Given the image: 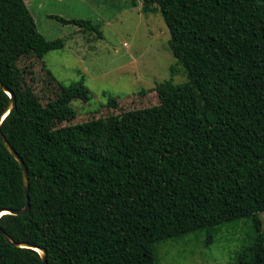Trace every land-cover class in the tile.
<instances>
[{"label":"trees","instance_id":"trees-1","mask_svg":"<svg viewBox=\"0 0 264 264\" xmlns=\"http://www.w3.org/2000/svg\"><path fill=\"white\" fill-rule=\"evenodd\" d=\"M142 1L187 80L156 84L155 106L56 127L88 91L73 81L42 103L18 61L64 41L37 31L24 0H0V82L16 101L0 130L26 166L30 206L0 227L47 264H159L160 244L203 232L208 246L221 225L249 219L231 264H264V0ZM50 18L101 38L90 21ZM9 101L0 88V114ZM25 202L20 165L0 142V211ZM0 264L44 263L0 235Z\"/></svg>","mask_w":264,"mask_h":264},{"label":"rangeland","instance_id":"rangeland-1","mask_svg":"<svg viewBox=\"0 0 264 264\" xmlns=\"http://www.w3.org/2000/svg\"><path fill=\"white\" fill-rule=\"evenodd\" d=\"M37 31L48 41L61 39V50L43 58L19 59L25 81L42 103L52 100L60 85L83 81L89 99L71 103L75 117L56 127L119 115L159 103L155 85L167 80L180 84L186 72L169 45V31L154 6L142 0H24ZM81 19L97 25L101 38L75 25L50 18ZM175 73L171 76L170 67ZM264 233V212L259 214ZM251 221L221 225L206 246L204 233H192L158 246L159 264H231L250 242ZM34 249V248H33Z\"/></svg>","mask_w":264,"mask_h":264},{"label":"water","instance_id":"water-1","mask_svg":"<svg viewBox=\"0 0 264 264\" xmlns=\"http://www.w3.org/2000/svg\"><path fill=\"white\" fill-rule=\"evenodd\" d=\"M0 88L7 93V95L10 97V101L8 105L5 107V109L1 112L0 114V124L4 120V118L9 114V112L14 108L15 106V97L14 94L8 90L7 88L4 87V85L0 82ZM0 142L4 145V147L8 150V152L14 157V159L19 163L22 175H23V181H24V192H25V207L22 209H17V210H1L0 211V217L3 214H12V215H26L29 212L30 206H29V198H28V178H27V169L22 161V159L17 155V153L13 150V148L9 145L8 141L5 139L4 135L2 134L0 130ZM3 212V213H2ZM0 235L4 237L6 241H8L11 245L13 246H19V247H31L34 248L35 251H37L44 264L46 263L45 259V251L43 249H40L38 247H32L28 246L25 243L17 244L9 240L8 236L5 234V232L1 229L0 227ZM41 252V253H40Z\"/></svg>","mask_w":264,"mask_h":264},{"label":"bare ground","instance_id":"bare-ground-1","mask_svg":"<svg viewBox=\"0 0 264 264\" xmlns=\"http://www.w3.org/2000/svg\"><path fill=\"white\" fill-rule=\"evenodd\" d=\"M3 213V212H2ZM41 253V252H40Z\"/></svg>","mask_w":264,"mask_h":264}]
</instances>
